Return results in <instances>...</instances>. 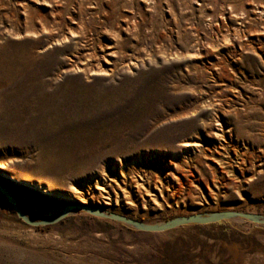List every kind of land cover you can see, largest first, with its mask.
<instances>
[{"label": "rangeland", "instance_id": "374dc122", "mask_svg": "<svg viewBox=\"0 0 264 264\" xmlns=\"http://www.w3.org/2000/svg\"><path fill=\"white\" fill-rule=\"evenodd\" d=\"M220 129L224 171L205 159ZM189 139L202 147L180 152ZM0 166L145 223L264 216V0H0ZM103 168L110 205L95 201ZM0 183L35 221L66 204ZM0 264H264V225L142 232L76 211L35 227L0 194Z\"/></svg>", "mask_w": 264, "mask_h": 264}, {"label": "bare ground", "instance_id": "6f19581e", "mask_svg": "<svg viewBox=\"0 0 264 264\" xmlns=\"http://www.w3.org/2000/svg\"><path fill=\"white\" fill-rule=\"evenodd\" d=\"M59 43H60V41H59ZM108 55L112 56L113 52L110 51L108 53ZM130 64L134 65L135 63L131 62ZM98 71L100 72L102 70H98ZM218 126H220V124H218ZM218 132L219 133H217L216 135H217L218 138H221V141H219L217 145H215V146L213 145L214 147L212 149L208 150L209 154H208V156H205V159H206L207 166L211 165V162H213L215 164V166H219L220 169L224 171V170H226L225 166H227L229 164H227V161H223L222 159H227V155L229 153L231 145H230V143L225 141V139L223 137L224 131L222 129H220ZM181 147L184 148V149H181V151H180V152L183 153V152H187L188 150L200 149L202 147V145L198 141H195L193 139H189V140L184 141L183 144H181ZM215 152L217 153V155L213 156V153H215ZM224 167H225V169H224ZM188 173H189L188 174L189 176L185 177V182L187 184L186 187H194L195 184H194L193 180L196 178L195 177L196 175H195V173L192 170H189ZM0 176L6 177L7 179L12 180L14 182H20L25 187L31 188L33 190H36V191L40 192V193L49 195L50 197H54L55 196V197H57L59 199L77 200L78 201L77 203L83 204L85 206H91L89 204V201H88L89 199H91V201H93L92 196L91 197L89 196L91 194H89V195H88V193L84 194V192L81 191L80 187H74L73 186L72 187V191L70 193H64V192H61V191H56L48 183L34 180L32 177H30L28 175H15V174H12L10 171L6 170L3 166H0ZM123 176H124V174L121 173V177H123ZM168 178H171V180L172 179H177L176 175L165 173V175H163V179L166 182H169ZM154 183L155 182H153V185H154ZM156 184H159V185L153 186L154 188H156V187L158 188L159 186H162L161 182L157 181ZM115 185H116V173L114 172V170L111 169V174H109V172L106 169L103 168L101 170V172L99 173V178L95 180V190L97 191V194H98L97 199H95V201L97 203H99V204L110 205V202H112V198H113L111 196L112 193L110 191L112 190V188ZM121 190H120V192H121ZM114 195H115L114 197H115V205H116V201H117L116 200V198H117L116 192H115ZM150 200H151V198L149 197V201ZM61 210H62V207H59L58 208V213ZM77 211H80V210H77ZM191 214H197V213L196 212H192ZM252 214H255V213H252ZM256 215H259V214H256ZM259 216L264 218V216H262V215H259ZM26 217L28 219L32 220L27 215H26ZM50 218H53V217H50Z\"/></svg>", "mask_w": 264, "mask_h": 264}, {"label": "water", "instance_id": "95a60500", "mask_svg": "<svg viewBox=\"0 0 264 264\" xmlns=\"http://www.w3.org/2000/svg\"><path fill=\"white\" fill-rule=\"evenodd\" d=\"M0 194L3 196L5 201L9 204L10 208L17 215L19 219H21L26 224L35 227L56 224L61 220H63L70 213L76 212L77 210L86 212L95 217L105 218L109 220H114L116 222H120L130 228L142 232H165L183 225L211 224L233 218H240L256 224L264 225V218H262L261 216L252 213H244V212H236V211H218L212 213L191 214L188 216H178L170 220L159 223H145L141 220H137L125 215L109 213L99 208L92 209L80 203H71L67 199H58L59 201L64 202L66 204L62 207V210L58 213L56 217L35 221V220H30L26 217V214L18 206V203L16 202L15 198L10 193L8 188L3 185V183H0Z\"/></svg>", "mask_w": 264, "mask_h": 264}, {"label": "trees", "instance_id": "16d2710c", "mask_svg": "<svg viewBox=\"0 0 264 264\" xmlns=\"http://www.w3.org/2000/svg\"><path fill=\"white\" fill-rule=\"evenodd\" d=\"M6 204H7V207H8V209L10 210V211H12V209L10 208V206H9V204L6 202ZM13 212V211H12Z\"/></svg>", "mask_w": 264, "mask_h": 264}]
</instances>
